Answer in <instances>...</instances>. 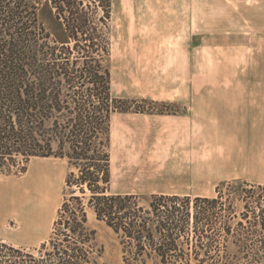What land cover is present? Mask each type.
Here are the masks:
<instances>
[{
  "label": "trees",
  "instance_id": "trees-1",
  "mask_svg": "<svg viewBox=\"0 0 264 264\" xmlns=\"http://www.w3.org/2000/svg\"><path fill=\"white\" fill-rule=\"evenodd\" d=\"M40 3L0 0V170L66 157L65 184L76 189L39 247L0 241V264H100L88 210L117 234L127 264H264V184L233 179L212 195L109 191L110 117L121 108L107 59L111 0H50L65 40L51 36Z\"/></svg>",
  "mask_w": 264,
  "mask_h": 264
},
{
  "label": "rangeland",
  "instance_id": "rangeland-1",
  "mask_svg": "<svg viewBox=\"0 0 264 264\" xmlns=\"http://www.w3.org/2000/svg\"><path fill=\"white\" fill-rule=\"evenodd\" d=\"M96 4V15L104 14ZM37 7L51 36L65 40L50 0ZM109 11L110 90L121 107L110 117L109 191L212 195L222 182L262 174V166L248 164L245 135L236 141L233 126L217 114L264 88V0H111ZM218 126L224 131L216 134ZM236 145L239 163L223 168L229 173L207 165L231 162ZM184 152L191 162L186 176L178 166ZM70 169L66 157L51 155L29 157L24 172L0 170V180L11 181L6 195L0 188L4 242L24 246L34 239L36 245L24 247H39L48 239L64 198L76 189L65 184ZM87 216L100 264H127L117 234L92 210Z\"/></svg>",
  "mask_w": 264,
  "mask_h": 264
},
{
  "label": "crops",
  "instance_id": "crops-1",
  "mask_svg": "<svg viewBox=\"0 0 264 264\" xmlns=\"http://www.w3.org/2000/svg\"><path fill=\"white\" fill-rule=\"evenodd\" d=\"M250 91V90H249ZM247 103L244 104H224V106H231L233 107L231 111L225 110L217 114L218 118L220 120H223L227 122V124H230L233 126L231 128V131L233 135L236 136L235 140L239 141L240 132L245 135L247 140V161L249 166H262L263 167V173H257L256 177L254 179H249L248 181L256 182V183H262L264 184V88L263 90H259L257 92L254 90L253 93H248V99ZM241 106V108H240ZM236 107V108H234ZM243 126V130H240V127ZM247 128L246 130L244 128ZM188 128V129H187ZM226 130L229 129L228 127L225 128ZM210 130V128H209ZM216 134H219L223 127L218 126L215 129H213ZM224 131V130H223ZM222 131V132H223ZM184 136H191V127H185ZM245 141V139H244ZM233 152V158L232 161L222 160L217 158L214 163L207 164L208 166H214L218 167L221 173L218 174H226L229 173L227 171L223 172V168L226 166H234L239 163V146H233L232 148ZM186 158L189 160V162H186ZM182 159V161L178 164V166H181L183 168L182 172L181 169L179 170V173L183 176L191 174V162L190 157L188 154L186 155V152L183 154H180L178 156V160ZM212 159V158H211ZM210 160V159H209ZM187 173V174H186ZM181 180V179H180ZM247 180V179H246ZM29 180H21L19 181L20 185L27 184ZM11 183L9 179L6 180H0V188H3L2 194L4 193L6 195L7 193V184ZM164 193H178V189H170L165 191H160ZM0 240L6 241L5 237H0ZM38 243L37 240L32 239L28 242L27 245L24 246H34Z\"/></svg>",
  "mask_w": 264,
  "mask_h": 264
}]
</instances>
